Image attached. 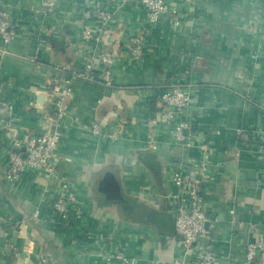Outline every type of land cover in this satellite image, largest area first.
<instances>
[{
    "label": "crops",
    "instance_id": "obj_1",
    "mask_svg": "<svg viewBox=\"0 0 264 264\" xmlns=\"http://www.w3.org/2000/svg\"><path fill=\"white\" fill-rule=\"evenodd\" d=\"M167 2L177 24L162 14L135 60L130 38L146 24L138 0H67L47 16L39 0L3 1L17 36L0 54V264H119L107 259L114 250L137 264H193L198 248L219 264H246L245 244L264 239V156L254 133L264 126V0ZM99 7L113 12L100 46L114 57L115 85L70 83L57 166L83 213L65 220L51 210L55 185L45 172L6 178V148L14 132L25 138L51 126L47 87L65 76L62 67L83 68L90 49L79 31L86 20L97 26ZM102 70L96 57L94 72ZM175 82L190 85V104L168 124L159 93ZM91 120L104 137L90 132ZM175 122L185 123V143L171 139ZM202 163L210 224L185 250L174 229L173 174L201 175Z\"/></svg>",
    "mask_w": 264,
    "mask_h": 264
},
{
    "label": "built area",
    "instance_id": "obj_2",
    "mask_svg": "<svg viewBox=\"0 0 264 264\" xmlns=\"http://www.w3.org/2000/svg\"><path fill=\"white\" fill-rule=\"evenodd\" d=\"M4 0H0V54L9 52L7 43L17 36L16 25L10 13L2 8ZM67 0H39L40 13L44 16L55 12L59 4ZM134 0H121V3ZM143 9L146 24L130 38V55L133 59L141 58L147 41L148 30L154 26L162 14L169 13L173 23L177 24L176 11L171 8L167 0H138ZM97 26L89 20L83 22L79 31L81 40L89 46L87 56L81 70L65 71V76L58 82L48 85L47 94L52 98L54 111L51 116V126L40 134H30L20 138L16 132L11 134L6 148L8 164L5 176L8 180H16L25 170L34 169L43 171L55 185V197L51 201V210L59 218L68 220L71 216H82V204L68 180L58 172L59 145L61 141L60 120L64 115V106L70 94V83L73 79L96 81L105 86H114L113 71L110 66L114 61L111 54L102 51L100 42L104 29L109 28L113 12L106 8H96L94 11ZM259 35L264 39V10L262 11L260 25L257 26ZM98 58L103 70L100 75L94 72L95 59ZM32 59V57H29ZM190 85L182 82L170 83L160 91L161 114L170 124L177 116L188 108L190 104ZM147 123L151 126L157 124L156 118H150ZM185 123L175 122L171 130V139L177 144L185 143L186 136L183 128ZM90 132L98 137H104L101 124L96 120L89 122ZM257 137L256 151L264 156V126L254 130ZM208 167L202 163L201 175L199 172L183 173L177 171L173 174V182L177 186L176 192L171 195L175 208L174 229L179 245L185 250L191 249L193 242L204 233H207L210 218L207 214L203 199V185L206 180ZM261 263L264 262V239L245 244V263L251 264L256 255ZM193 264H219L220 259L210 248H198L192 253ZM116 258L119 264H137V259L128 256L122 250H114L108 257ZM43 260V259H42ZM156 264H185L178 260L157 262Z\"/></svg>",
    "mask_w": 264,
    "mask_h": 264
},
{
    "label": "trees",
    "instance_id": "obj_3",
    "mask_svg": "<svg viewBox=\"0 0 264 264\" xmlns=\"http://www.w3.org/2000/svg\"><path fill=\"white\" fill-rule=\"evenodd\" d=\"M253 264H260L261 263V260L259 258V255L257 254L252 262Z\"/></svg>",
    "mask_w": 264,
    "mask_h": 264
}]
</instances>
